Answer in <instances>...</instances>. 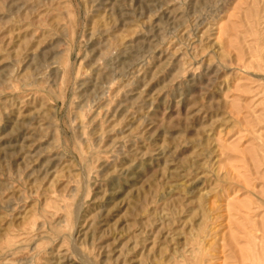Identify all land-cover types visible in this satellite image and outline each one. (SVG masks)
Segmentation results:
<instances>
[{
	"label": "rangeland",
	"instance_id": "374dc122",
	"mask_svg": "<svg viewBox=\"0 0 264 264\" xmlns=\"http://www.w3.org/2000/svg\"><path fill=\"white\" fill-rule=\"evenodd\" d=\"M0 264H264V0H0Z\"/></svg>",
	"mask_w": 264,
	"mask_h": 264
}]
</instances>
